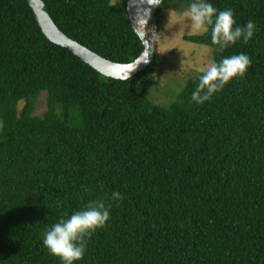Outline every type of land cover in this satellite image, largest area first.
<instances>
[{
	"label": "trees",
	"instance_id": "16d2710c",
	"mask_svg": "<svg viewBox=\"0 0 264 264\" xmlns=\"http://www.w3.org/2000/svg\"><path fill=\"white\" fill-rule=\"evenodd\" d=\"M42 1L63 33L100 55L139 54L127 0ZM191 2L163 0L155 19ZM207 2L256 28L222 52L211 26L182 36L209 46L212 62L251 60L200 105L191 96L202 71L154 102L155 51L134 75L105 76L49 41L26 0H0V264H62L45 231L98 198L110 219L74 264H264V0Z\"/></svg>",
	"mask_w": 264,
	"mask_h": 264
},
{
	"label": "clouds",
	"instance_id": "9594fccd",
	"mask_svg": "<svg viewBox=\"0 0 264 264\" xmlns=\"http://www.w3.org/2000/svg\"><path fill=\"white\" fill-rule=\"evenodd\" d=\"M150 2L152 5H158L160 0ZM184 16L189 19L192 32H206L211 26V42L221 52L241 39L247 43L253 37L256 28L251 20L245 26H235L236 21L231 9L218 11L207 0H193ZM142 61L147 63V57ZM250 64L249 56L244 53L224 57L218 63L212 62L202 70L192 92V101L203 105L230 80L237 76L243 77ZM111 200L122 202L123 196L119 192H113ZM65 215L67 218L59 219L45 231L43 245L51 255L60 258L62 264H74L85 255L86 237L98 228H103L110 219V206H106L103 198H98L90 200L81 210Z\"/></svg>",
	"mask_w": 264,
	"mask_h": 264
},
{
	"label": "rangeland",
	"instance_id": "374dc122",
	"mask_svg": "<svg viewBox=\"0 0 264 264\" xmlns=\"http://www.w3.org/2000/svg\"><path fill=\"white\" fill-rule=\"evenodd\" d=\"M186 11L165 7L156 14L158 31L153 39L156 68L149 89L150 98L154 102L168 101L165 92L169 88L174 90V87H181L185 77L206 69L212 63L209 46L183 40L184 34L202 32L191 31L190 21L184 16ZM43 96L44 93H41L36 103V114L44 109Z\"/></svg>",
	"mask_w": 264,
	"mask_h": 264
},
{
	"label": "water",
	"instance_id": "95a60500",
	"mask_svg": "<svg viewBox=\"0 0 264 264\" xmlns=\"http://www.w3.org/2000/svg\"><path fill=\"white\" fill-rule=\"evenodd\" d=\"M162 1L160 0L159 4ZM26 2L31 8L41 32L49 41L67 48L80 60L105 76L126 79L146 67L154 59L153 39L158 31L155 11L158 5H152L150 0L126 1V12L131 27L141 41L139 54L128 62H118L106 58L67 36L53 22L42 0H26ZM146 57L147 63L142 61ZM137 63H139L138 66L133 70Z\"/></svg>",
	"mask_w": 264,
	"mask_h": 264
}]
</instances>
